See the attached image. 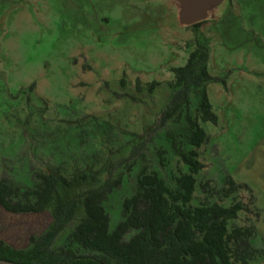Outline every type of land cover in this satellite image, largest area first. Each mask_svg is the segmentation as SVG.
I'll use <instances>...</instances> for the list:
<instances>
[{"label":"rangeland","instance_id":"rangeland-1","mask_svg":"<svg viewBox=\"0 0 264 264\" xmlns=\"http://www.w3.org/2000/svg\"><path fill=\"white\" fill-rule=\"evenodd\" d=\"M183 9L181 0H0V179L31 184L37 172L109 165L123 177L106 202L112 228L144 165L174 185L187 168L164 132L182 133L184 123L170 122L151 139L147 131L172 96V68L192 50ZM203 22L210 72L227 88L208 86L219 122L202 123L210 141L199 150L205 168L192 204L242 201L232 225L255 228L251 243L261 253L248 264H264V0H222ZM154 81L162 84L150 93ZM141 135L146 149L127 162ZM227 176L249 189L229 193ZM52 221L50 212L0 206V238L25 248Z\"/></svg>","mask_w":264,"mask_h":264},{"label":"trees","instance_id":"trees-1","mask_svg":"<svg viewBox=\"0 0 264 264\" xmlns=\"http://www.w3.org/2000/svg\"><path fill=\"white\" fill-rule=\"evenodd\" d=\"M204 22L191 26L195 38L185 65L172 68V96L159 123L147 131L149 139L170 122H183L184 131L166 130L171 151L187 171L170 185L160 171L144 165L137 175L134 193L122 202L120 220L112 228L106 208L109 197L122 187L115 169L86 167L65 175L59 170L37 172L31 184L9 177L0 179V206L13 214L50 212L53 221L25 248L0 238V262L9 264H248L261 250L252 245L256 231L234 226L244 210L242 201L230 206L207 202L194 206L197 176L205 168L200 149L210 136L202 123L218 124L208 86L225 78L210 72L211 40L203 35ZM122 84L125 80L122 79ZM151 82L150 93L161 86ZM33 83L30 88H35ZM138 92L143 91L140 79ZM133 99H136L133 97ZM134 147L127 162L137 158L148 141ZM131 170V166H129ZM104 175H107L104 178ZM228 192L249 189L227 176ZM68 234L61 242L64 234Z\"/></svg>","mask_w":264,"mask_h":264},{"label":"water","instance_id":"water-1","mask_svg":"<svg viewBox=\"0 0 264 264\" xmlns=\"http://www.w3.org/2000/svg\"><path fill=\"white\" fill-rule=\"evenodd\" d=\"M184 9L182 21L186 25H194L208 18L210 9L222 0H181Z\"/></svg>","mask_w":264,"mask_h":264},{"label":"crops","instance_id":"crops-1","mask_svg":"<svg viewBox=\"0 0 264 264\" xmlns=\"http://www.w3.org/2000/svg\"><path fill=\"white\" fill-rule=\"evenodd\" d=\"M209 87H210V85H209ZM209 87H208V91H209Z\"/></svg>","mask_w":264,"mask_h":264}]
</instances>
